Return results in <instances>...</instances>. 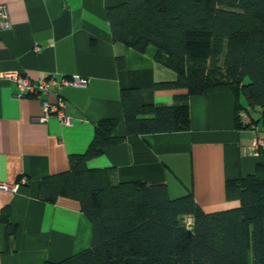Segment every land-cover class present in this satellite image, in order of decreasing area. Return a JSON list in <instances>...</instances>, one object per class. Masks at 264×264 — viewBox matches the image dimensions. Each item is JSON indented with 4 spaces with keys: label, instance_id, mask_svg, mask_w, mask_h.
Here are the masks:
<instances>
[{
    "label": "crops",
    "instance_id": "obj_1",
    "mask_svg": "<svg viewBox=\"0 0 264 264\" xmlns=\"http://www.w3.org/2000/svg\"><path fill=\"white\" fill-rule=\"evenodd\" d=\"M124 1L0 0L11 23L0 32V182L17 185L15 191L0 189V210L7 205L9 219L17 225L12 248L6 250L0 223V264L58 261L90 245L91 223L78 202L66 197L55 204L41 202L38 184L68 169L69 156L86 150L101 119H115L113 135H125L123 89L138 88L145 104H176V90L156 88L175 74L154 60L152 46L138 53L112 41L106 9ZM117 56L123 57L122 69ZM14 74L33 81L52 75L57 82L77 75L85 85L50 83L46 94L31 97L20 93ZM58 97L66 101L69 121L64 124L55 116L39 121L42 100ZM187 104V131L127 136L87 166L111 167L118 181L163 183L172 198L190 188L206 212L238 205L226 198L225 179L264 165V127L251 119L235 127L229 92L192 95ZM251 113L255 119L260 115ZM22 178L26 184H19Z\"/></svg>",
    "mask_w": 264,
    "mask_h": 264
},
{
    "label": "trees",
    "instance_id": "obj_2",
    "mask_svg": "<svg viewBox=\"0 0 264 264\" xmlns=\"http://www.w3.org/2000/svg\"><path fill=\"white\" fill-rule=\"evenodd\" d=\"M106 17L113 42L138 53L152 46L154 60L174 72L156 88L176 90V104H145L138 88L123 89L125 135H113L115 119H101L86 150L69 156L68 169L39 181L41 202L74 199L92 227L87 248L43 264H264L263 164L227 177L225 196L238 205L210 212L190 188L172 198L163 183L118 181L111 167L87 166L127 136L187 131L192 95L229 92L235 127L240 113L264 127V0H126L108 7ZM116 65L124 68L122 56ZM0 223L9 250L17 225L7 205Z\"/></svg>",
    "mask_w": 264,
    "mask_h": 264
},
{
    "label": "built area",
    "instance_id": "obj_3",
    "mask_svg": "<svg viewBox=\"0 0 264 264\" xmlns=\"http://www.w3.org/2000/svg\"><path fill=\"white\" fill-rule=\"evenodd\" d=\"M11 28V23L9 20L8 8L5 4L0 3V32L7 31ZM35 51L39 50L38 46H35ZM13 79L17 83L19 91L21 94H26L28 96L40 97V95L46 94L48 92V85L50 83L58 85H67V86H77L83 87L85 85V80L77 75L71 76L69 78L62 77L58 82L55 80L54 76L50 75L43 78L40 81H33L24 74H14ZM66 101L62 97L56 98L54 102H49L48 100H42L43 115L38 118L39 121L43 122L55 116L62 123L66 124L69 120L65 115ZM240 117L243 121H248V115L245 113H240ZM259 144H262L263 141H258ZM27 179L22 178L19 184H26ZM17 185L7 184L0 182V189L2 190H16ZM186 224L189 226L191 220L186 219Z\"/></svg>",
    "mask_w": 264,
    "mask_h": 264
}]
</instances>
